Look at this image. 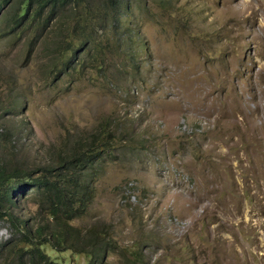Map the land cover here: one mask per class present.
Returning a JSON list of instances; mask_svg holds the SVG:
<instances>
[{
	"label": "rangeland",
	"instance_id": "rangeland-1",
	"mask_svg": "<svg viewBox=\"0 0 264 264\" xmlns=\"http://www.w3.org/2000/svg\"><path fill=\"white\" fill-rule=\"evenodd\" d=\"M130 1L89 57L59 53L66 14L16 28L1 6L0 162L36 169L102 137L72 223L106 229L103 264H264V0ZM18 195L34 222L36 194ZM0 264L17 261L0 248Z\"/></svg>",
	"mask_w": 264,
	"mask_h": 264
},
{
	"label": "trees",
	"instance_id": "trees-1",
	"mask_svg": "<svg viewBox=\"0 0 264 264\" xmlns=\"http://www.w3.org/2000/svg\"><path fill=\"white\" fill-rule=\"evenodd\" d=\"M7 2L0 0V9ZM130 3V0H15L16 8L13 7L7 22L18 28L29 21L28 27L33 21L46 24L50 18L66 14L71 24L58 35L63 42L59 53L71 55L83 48L88 57L101 56V46L93 38L96 28L106 30L112 22L115 25L120 14H131ZM44 14L46 19L42 20ZM119 26L125 28L124 22ZM68 56L62 59L67 71ZM108 144L102 137L96 142L89 140L66 157L36 169L11 168L0 162V222L10 232V238L0 248L17 264H103L106 250L113 247L103 238L106 229L89 230L84 240L82 230L72 222L87 212L93 197V187L87 178L89 172L83 170L107 151ZM28 192L36 194L38 199L34 222L16 210V194L23 199ZM75 255L82 257V261L74 260Z\"/></svg>",
	"mask_w": 264,
	"mask_h": 264
},
{
	"label": "bare ground",
	"instance_id": "bare-ground-1",
	"mask_svg": "<svg viewBox=\"0 0 264 264\" xmlns=\"http://www.w3.org/2000/svg\"><path fill=\"white\" fill-rule=\"evenodd\" d=\"M249 8L247 9L246 7L245 8H239V9H236V7H234V9H230L229 7L227 8V9H229V11H230V14H235V12H237V14H236V17H237V19H241L243 16H251L252 15V13L254 12V9H253V7L251 8L250 6H248ZM232 8V7H231ZM247 10H251L250 11V13L249 14H246V12H247ZM236 20V19H235ZM253 30V29H252ZM251 32H253V31H251ZM255 32V31H254ZM251 36H252V34H251ZM253 121L251 120V123H252ZM253 126V125H252ZM251 127V126H250Z\"/></svg>",
	"mask_w": 264,
	"mask_h": 264
}]
</instances>
